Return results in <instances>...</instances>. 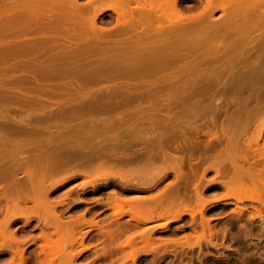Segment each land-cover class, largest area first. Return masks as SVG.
Here are the masks:
<instances>
[{"label": "rangeland", "instance_id": "obj_1", "mask_svg": "<svg viewBox=\"0 0 264 264\" xmlns=\"http://www.w3.org/2000/svg\"><path fill=\"white\" fill-rule=\"evenodd\" d=\"M167 1L0 0V264H264V185L256 179L257 173L258 178L261 172L264 173V158L258 155L264 151V110L261 108L264 107V0H214L211 20L206 16L210 20L208 23H198L202 27L209 24L207 28L210 29L197 28L198 33L196 29V34H190L194 36L192 39L190 35H182L181 41H184L181 44L176 42L178 37L176 40L170 39L173 36H169L170 32L167 31L171 30L168 29L196 25L198 21L188 23L187 17L200 14L206 2L178 1L179 9L182 10L179 15H184L188 23L185 24V19H180L178 14L170 11L168 3L171 0ZM222 4L225 8L220 7ZM119 10L128 11L120 16ZM8 13L11 14L8 16ZM96 14L95 23H92V17ZM170 20L177 23L168 24ZM159 24L162 25L160 29ZM158 31L161 35L157 34ZM163 34L164 37L168 34L169 38L166 35L167 40L163 41V37L161 43L164 42V45H161L159 40ZM200 39L199 46L204 45L199 47L201 49L195 43H200ZM185 40L186 44L195 47L197 44V48L193 45L187 48ZM82 42H85L84 45ZM208 46L216 48L211 52ZM16 49L23 53H16ZM144 49H148L147 52ZM187 49H192L188 51L192 54L185 51ZM203 49H209L211 54ZM100 94H104L103 99ZM114 102L115 108L112 105ZM253 111L258 113L252 115L255 114ZM236 128L239 131L237 134ZM229 131L231 134L235 131L234 137ZM254 135L259 136L256 138ZM230 136L233 141L229 140L232 139ZM253 137L261 139L255 144L257 150L255 145L250 148L246 143L252 141ZM232 143L235 145L232 146ZM231 149H234L233 153ZM255 150L256 153L253 152ZM246 155H251L250 161L244 157ZM233 164L242 165V169L248 171L255 169L257 173H252L258 185H248L251 179L247 178L249 190L236 185L230 187V191L237 193V196L231 194L221 183L228 181L235 172L236 166L233 167ZM83 165L94 168L90 176L77 175ZM215 168H220L224 176L217 175ZM223 169L227 172L226 176ZM174 170H181L180 180L175 178ZM35 186H40L44 203L54 204L55 211L42 207L44 205L40 198L33 194ZM173 191H179L177 198L181 202L171 210L162 209L166 204V195L175 194ZM116 195L131 201L130 205L140 203L138 205L143 214L136 215L137 208L128 211L132 207L125 206L127 208L121 210L122 215L117 217L120 210L109 205L114 202ZM158 195L165 196L162 200L164 204L156 207L155 198H159ZM16 201L21 211L13 205ZM55 214L62 216L64 225L78 223V218L84 217L85 220L96 221L102 227L99 229L85 225L79 232L72 233L68 229L67 234L65 231L55 232L54 228L47 225ZM180 214L182 216L175 219Z\"/></svg>", "mask_w": 264, "mask_h": 264}, {"label": "bare ground", "instance_id": "obj_2", "mask_svg": "<svg viewBox=\"0 0 264 264\" xmlns=\"http://www.w3.org/2000/svg\"><path fill=\"white\" fill-rule=\"evenodd\" d=\"M168 1H169V0H168ZM168 1H167V3H168ZM171 1H172V2H171ZM171 1H170L171 3H170V2L168 3V6H169L170 9H171L170 11L172 12V10H173L175 14H178V15H179L180 12L182 11V10L179 9V6H178V5H179V4H178V1H179V0H171ZM202 1H203V0H202ZM204 1L206 2V4H205V6L203 7V9L201 10L202 12L200 11V14H198V15L196 14L197 16H196V15H193V16H196V17H193V16L191 17V15H190V18H189V16L187 17V18L189 19V20H187V22L190 21V23H191V22H192V23H195V22L198 21L197 23H195L196 25H194V26L191 27V25L189 24L190 26H189L188 28L185 27V26H184V28H183V27H182L183 25H182L181 27H180V25H179V27H180V28L178 27L179 29H177V28H175L174 30H172V29H168V30H171V31H167V30H166L167 32H170V33H168V34H170V35H169L170 37H172V36L175 37V38L172 37V38H170V39H175V40H176V38L178 37L179 39L177 38L178 41H176V42H180V44H181V43H183V41H184V40L181 41L182 38H183L182 35L188 37V36H189L191 33H193L197 28L199 29V27H200V29H202V28L204 29L205 27L207 28V27L209 26V24H208V26H206V25L204 26V25H203L204 27H202V26H200V25L203 23V21H205V23H208V22L211 20V18H212L211 16H212L213 11H214V8H213V7L215 6V2H214V0H204ZM221 1H222V0H221ZM227 1H229V0H227ZM233 1H234V0H233ZM256 1H257V0H256ZM163 2H164V1H163ZM216 2H217V0H216ZM224 2H225V0H224ZM235 2H236V1H235ZM235 2H234V3H235ZM247 2H248V1H247ZM258 2H259V0H258ZM151 3H152V2H150V4H151ZM165 3H166V2H165ZM165 3H164V5H165ZM222 3H223V2H222ZM230 3H231V2H230ZM237 3H238V2H237ZM245 3H246V2H245ZM171 4H172V5H171ZM216 4H217V3H216ZM256 4H257V3H256ZM1 5H2V4H1ZM148 5H149V3H148ZM151 5H152V4H151ZM161 5H162V4H161ZM227 5H228V4H227ZM227 5H226V6H227ZM230 5H231V4H230ZM138 6H139V5H138ZM142 6L145 7V5H141L140 7H142ZM146 6H147V5H146ZM153 6H154V5H153ZM162 6H163V5H162ZM4 7H5V6H4ZM13 7H14V6H13ZM144 7H143V8H144ZM154 7H155V6H154ZM154 7H152V9H154ZM216 7H217V6H216ZM216 7H215V8H216ZM220 7L225 8V6H224L223 4H222V6L220 5ZM229 7H230V6H229ZM229 7H228V8H229ZM11 8H12V7H11ZM145 8H146V7H145ZM148 8H149V7H148ZM155 8H156V7H155ZM157 8H158V7H157ZM162 8H164V7H162ZM2 9H3V8H2ZM7 9H8V8H7ZM15 9H16V8H15ZM0 10H1V9H0ZM9 10H10V9H9ZM129 10H130V9H129ZM154 10H155V9H154ZM160 10H161V9H160ZM165 10H166V8H165ZM165 10H164V12H166ZM226 10H227V9H225V11H226ZM245 10H246V9H245ZM5 11H6V7H5ZM23 11H24V10H23ZM119 11H121V10H119ZM127 11H128V10H127ZM127 11L125 12V10H124V11L122 10L120 13H118V15H120V16H121V15H125V13L127 14ZM0 12H1V11H0ZM10 12H11V11H10ZM15 12H16V11H15ZM152 12H153V11H152ZM160 12H161V11H160ZM160 12H159V14H160ZM164 12H162V13H164ZM157 13H158V12H157ZM157 13H156V15H157ZM172 13H173V12H172ZM9 14H11V13H8L7 15L9 16ZM129 14H130V13H129ZM233 14H234V12H233ZM154 15H155V13H154ZM156 15H155V16H156ZM162 15H164V14H162ZM178 15H177V17H180V19H182V18L185 19L184 22H186V18H185L184 15H183L182 17H181L182 14L179 15V16H178ZM147 16H148V14H147ZM159 16H161V14H160ZM206 16H208L207 19H210V20H207V19L205 18ZM96 17H97V14L94 15V17H92V23H95ZM157 17H158V15H157ZM175 17H176V16H175ZM229 17H230V16H229ZM232 17H233V16H232ZM0 18H1V17H0ZM14 18H15V17H14ZM22 18H23V17H22ZM124 18H125V17H124ZM158 18H159V17H158ZM161 18H162V17H161ZM15 19H16V18H15ZM90 19H91V18H90ZM129 19H131V18L129 17ZM183 19H182V20H183ZM227 19H229L228 16H227ZM8 20L10 21V19H8ZM173 20H175V19H173ZM176 20H177V19H176ZM178 20H179V18H178ZM213 20H214V19H213ZM20 21H21V20H20ZM125 21H127V19H126ZM179 21H181V20H179ZM207 21H208V22H207ZM24 22H25V21H24ZM170 22H171V23H168V24H173L172 22H175V21L170 20ZM187 22H186L185 24H188V23H189V22H188V23H187ZM201 22H202V23H201ZM5 23H6V22H5ZM175 23H177V22H175ZM198 23H201V24L198 25ZM205 23H204V24H205ZM23 24H25V23H23ZM90 24H91V23H90ZM183 24H184V23H183ZM185 24H184V25H185ZM120 25H122V24L120 23ZM160 25H161V24H159V29H160V27L162 26V25H161V26H160ZM166 25H167V24H166ZM175 25H176V24H175ZM177 25H178V24H177ZM210 25H211V24H210ZM6 26H7V24H6ZM12 26H13V25H12ZM12 26H11V27H12ZM79 26H80V25H79ZM87 26H88V25H87ZM90 26H91V25H90ZM96 26H97V25H96ZM122 26H123V25H122ZM214 26H215V25H214ZM226 26H227V25H226ZM1 27H2V26H1ZM1 27H0V28H1ZM4 27H5V25H4ZM8 27H9V26H8ZM11 27H10V28H11ZM15 27H16V26H15ZM92 27H93V25H92ZM97 27H99V26H97ZM117 27H119V26H117ZM171 27H173V26H171ZM209 27H210V26H209ZM218 27H219V25H218ZM5 28H7V27H5ZM29 28H30V27H29ZM51 28H52V27H51ZM122 28H123V27H122ZM124 28H126V27H124ZM155 28H156V27H155ZM157 28H158V27H157ZM167 28H168V26H167ZM169 28H170V26H169ZM206 28H205V30H206ZM211 28H212V26H211ZM214 28H215V27H214ZM222 28H223V26H222ZM228 28H229V26H228ZM7 29H8V28H7ZM13 29H14V28H13ZM25 29H26V27H25ZM92 29H93V28H92ZM128 29H129V28H128ZM161 29H162V28H161ZM198 29L196 30L197 33L199 32ZM207 29H210V28H207ZM87 30H88V29H87ZM139 30H141V29H139ZM142 30H143V29H142ZM157 30H158V29H157ZM214 30H215V29H214ZM78 31H79V30H78ZM82 31H83V30H82ZM93 31H94V30H93ZM155 31H156V30H155ZM209 31H210V30H209ZM23 32H24V31H23ZM152 32H153V30H152ZM159 32H160V31H158L157 34H160V35H161V33H159ZM0 33H1V32H0ZM3 33H4V32H3ZM80 33H81V31H80ZM88 33H91V32H88ZM93 33H94V32H93ZM118 33H120V32H118ZM124 33H125V32H124ZM147 33H148V32L146 31V34H147ZM163 33H164V32H163ZM194 33L196 34V32H194ZM207 33H208V32H207ZM213 33H214V31H213ZM16 34H17V32H16ZM81 34H82V33H81ZM81 34H80V35H81ZM83 34H84V32H83ZM140 34H143V33H140ZM146 34H144V35H146ZM164 34H165V33H164ZM164 34H163V36H161L162 39H160V40L155 38L157 41H158V40L160 41V44H161V45H164V42H162L163 44L161 43V40H163ZM168 34H166V35H167V39L169 38V37H168ZM171 34H172V35H171ZM173 34H174V35H173ZM201 34H202V33H201ZM88 35H89V34H88ZM101 35H102V34H101ZM123 35H124V34H123ZM129 35H130V34H129ZM149 35H150V34H149ZM154 35H155V33H154ZM166 35H165L163 41H166V40H167V39H166ZM193 35H194V34H193ZM210 35H212V34H210ZM91 36H92V33H91ZM133 36H134V35H133ZM146 36H147V35H146ZM157 36L159 37V35H157ZM179 36H180L181 38H180ZM190 36H191V35H190ZM190 36H189V37H190ZM200 36H201V35H200ZM46 37H47V36H46ZM70 37H71V36H70ZM121 37H122V36H121ZM124 37H125V35H124ZM131 37H132V36H131ZM149 37H150V36H149ZM193 37H194V36H193ZM193 37L191 36V39H192ZM197 37H198V36H197ZM205 37H206V36H205ZM207 37H208V35H207ZM213 37H216V36H213ZM82 38H83V37H82ZM136 38H137V37H136ZM144 38H145V37H144ZM151 38H152V37H151ZM84 39H85V38H84ZM87 39H88V38H87ZM122 39H123V38H122ZM125 39H126V38H125ZM129 39H130V38H129ZM133 39H134V38H133ZM165 39H166V40H165ZM184 39H185V37H184ZM186 39H188V41H189V38H186ZM191 39H190V40H191ZM197 39H198V38H197ZM217 39H218V38H217ZM130 40H131V39H130ZM156 40H155V42H156ZM205 40H206V39H205ZM207 40H208V39H207ZM211 40H212V39H211ZM108 41H109V40H108ZM172 41H174V40H172ZM192 41H193V40H191V43L194 42V41H193V42H192ZM199 41H200V43H198V42H196V41H195V43L198 44V48H199V47L202 48V45H203V44H202L201 46H199V45L201 44V39H200ZM17 42H18V41H17ZM101 42H102V41H101ZM115 42H116V41H115ZM151 42H152V41H151ZM170 42H171V41H170ZM186 42H187V40H185V43H184V44H186ZM189 42H190V41H189ZM208 42H209V41H207V42L205 41V43H208ZM212 42H217V41H212ZM219 42H220V41H219ZM18 43H19V42H18ZM82 43H83V42H82ZM82 43H81V44H82ZM84 43H85V42H84ZM84 43H83V45H84ZM87 43H89V41H88ZM87 43H86V44H87ZM143 43H144V42H143ZM157 43H158V42H157ZM191 43H190V44H191ZM202 43H204V42H202ZM205 43H204V44H205ZM217 43H218V42H217ZM235 43H236V42H235ZM235 43H234V44H235ZM16 44H17V43H16ZM95 44H96V43H95ZM147 44H148V43H147ZM153 44H154V43H153ZM155 44H156V43H155ZM155 44H154V45H155ZM158 44H159V43H158ZM166 44H167V43L165 42V45H166ZM168 44H170L169 41H168ZM173 44H174V42L172 43V45H173ZM178 44H179V43H178ZM193 44H194V43H193ZM193 44L189 45V43H187V44H186V45L188 46L187 48H189V46H190V48H191V46H192ZM197 44H196V47H195L194 45H193L192 47L197 48ZM236 44H237V43H236ZM18 45H20V44H18ZM87 45H88V44H87ZM116 45H117V44H116ZM141 45H143V44H141ZM170 45H171V44H170ZM170 45H169V46H170ZM174 45H175V44H174ZM174 45H173V46H174ZM186 45H185V46H186ZM205 45H206V44H205ZM208 45H209V44H208ZM210 45H211V44H210ZM215 45H216V44H215ZM51 46H53V45H51ZM110 46H111V45H110ZM113 46H114V44H113ZM130 46H131V45H130ZM155 46H156V45H155ZM155 46H154V48H155ZM158 46H160V45H158ZM167 46H168V45H167ZM175 46H176V45H175ZM175 46H174V47H175ZM180 46H181V45H180ZM203 46H204V45H203ZM211 46H212V45H211ZM235 46H236V45H235ZM12 47H14V46H12ZM116 47H118V46H116ZM170 47H171V46H170ZM205 47H206V46H205ZM208 47H209V46H208ZM90 48H91V47H90ZM126 48H127V47H126ZM165 48H166V47H165ZM185 48H186V47H185ZM201 48H199V49H201ZM209 48H210V47H209ZM215 48H216V47H214V49H215ZM217 48H219V47H217ZM13 49H14V48H13ZM27 49H28V48H27ZM152 49H153V48H152ZM159 49H160V48H159ZM159 49H158V50H159ZM178 49H179V48H177L176 50H177V51H180V50H178ZM212 49H213V47H212ZM212 49L210 48L211 52H213V50H214V49H213V50H212ZM29 50H30V49H29ZM144 50H145V49H144ZM147 50H148V49H147ZM147 50H145V51L147 52ZM158 50H157V51H158ZM173 50H174V49H173ZM191 50H192V49H187V50H185V51L188 52V51H191ZM193 50H195V49L193 48ZM205 50H206V49H205ZM205 50L203 49V51H205ZM207 50L209 51V49H207ZM16 51H17V49H16ZM22 51H24V50H22ZM53 51H54V50H53ZM55 51H56V48H55ZM116 51H117V50H116ZM124 51H125V50H124ZM137 51H138V50H137ZM169 51H170V50H169ZM169 51H168V52H169ZM181 51H182V50H181ZM208 51H205V52H208ZM30 52H31V51H29V53H30ZM85 52H86V51H85ZM170 52H171V51H170ZM16 53H19V52L17 51ZM16 53H15V54H16ZM21 53H23V52H21V50H20V53H19V54H21ZM107 53H108V52H107ZM115 53H116V52H115ZM126 53H127V51H126ZM130 53H131V52H130ZM158 53H159V52H158ZM161 53H163V52H162V49H161ZM174 53H175V51H174ZM188 53L190 54L191 52H188ZM199 53H200V52H199ZM208 53H209V52H208ZM208 53H207V54H208ZM9 54H10V53H9ZM12 54H13V53H12ZM15 54H14V56H15ZM99 54H100V53H99ZM102 54H103V53H102ZM117 54H118V53H117ZM171 54H172V53H171ZM171 54H170V56H171ZM191 54H192V53H191ZM201 54H202V53H201ZM209 54H211V53H209ZM53 55H54V54H53ZM123 55H124V54H123ZM127 55H128V54H127ZM179 55H180V54H179ZM194 55H195V54H194ZM205 55H206V54H204V56H205ZM113 56H114V55H113ZM133 56H134V55H133ZM145 56H146V55H145ZM157 56H158V55H157ZM160 56H162V55L160 54ZM167 56H168V55H167ZM174 56H176V55H174ZM195 56H196V55H195ZM199 56H201V55H199ZM204 56H203V57H204ZM207 56H208V55H207ZM212 56H213V55H212ZM214 56H215V55H214ZM116 57H117V56H116ZM164 57H165V56H164ZM185 57H186V56H185ZM196 57H197V56H196ZM196 57H195V59H198V58H196ZM219 57L222 58V56H219ZM53 58H54V57H53ZM124 58H125V57H124ZM157 58H158V57H157ZM160 58H161V57H160ZM172 58H173V57H172ZM183 58H184V57H183ZM189 58H190V57H189ZM204 58H205V57H204ZM215 58H216V56H215ZM109 59H110V58H109ZM112 59H113V58H112ZM177 59H178V58H177ZM181 59H182V58H181ZM207 59H208V58H207ZM131 60H132V59H131ZM173 60H174V58H173ZM173 60H172V62H173ZM202 60H203V59H202ZM222 60H223V59H222ZM229 60H230V59H229ZM244 60H245V59H244ZM112 61H113V60H112ZM119 61H120V59H119ZM178 61H179V60H178ZM193 61H194V59H193ZM240 61H241V60H240ZM103 62H104V61H103ZM121 62H122V61H121ZM129 62H130V61L128 60V63H129ZM174 62H176V61L174 60ZM180 62H181V61H180ZM189 62H190V61H189ZM211 62H212V61H211ZM211 62H210V63H211ZM221 62H222V61H221ZM221 62H220V63H221ZM242 62H243V61H242ZM242 62H241V63H242ZM254 62H255V61H254ZM104 63H105V62H104ZM118 63H119V62H118ZM132 63H134V62L132 61ZM170 63H171V62H170ZM176 63H177V62H176ZM183 63H184V62H183ZM212 63H213V62H212ZM225 63H227V62H225ZM22 64H23V63H22ZM98 64H99V63H98ZM105 64H106V63H105ZM113 64H114V63H113ZM124 64H125V63H124ZM142 64H144V63L142 62ZM145 64H146V63H145ZM151 64H152V63H151ZM155 64H156V63H155ZM163 64H164V63H163ZM174 64H175V63H174ZM222 64H223V63H222ZM25 65H26V64H25ZM33 65H35V64H33ZM37 65H38V64H37ZM42 65H43V64H42ZM107 65H108V62H107ZM110 65H112V64H110ZM110 65H109V66H110ZM129 65H130V64H129ZM139 65H141V64H139ZM192 65H193V64H192ZM210 65H211V64H210ZM232 65H233V64H232ZM259 65H260V64H259ZM38 66H40V65H38ZM127 66H128V65H127ZM163 66H164V65H163ZM186 66H187V65H186ZM236 66H237V65H236ZM97 67H98V66H97ZM144 67H145V66H144ZM161 67H162V66H161ZM183 67H184V66H183ZM197 67H198V66H197ZM218 67H219V65H218ZM228 67H229V65H228ZM262 67H263V66H262ZM38 68H39V67H38ZM45 68H46V67H45ZM110 68H111V67H110ZM113 68H114V67H113ZM117 68H118V67H117ZM128 68H129V67H128ZM158 68H159V67H158ZM169 68H170V67H169ZM178 68H179V67H178ZM225 68H226V67H225ZM263 68H264V67H263ZM134 69H135V68H134ZM140 69L142 70V67H141ZM143 69H144V68H143ZM151 69H152V68H151ZM235 69H236V67H235ZM242 69H243V68H242ZM38 70H39V69H38ZM106 70H107V69H106ZM126 70H127V69H126ZM156 70H158V69H156ZM160 70H161V69H160ZM184 70H185V69H184ZM41 71H42V70H41ZM95 71H97V70H95ZM99 71H100V70H99ZM150 71H151V70H150ZM187 71H188V69H187ZM198 71H199V70H198ZM213 71H214V70H213ZM255 71H256V70H255ZM105 72H107V71H105ZM110 72H111V71H110ZM114 72H115V71H114ZM181 72H182V71H181ZM183 72H184V71H183ZM196 72H197V70H196ZM201 72H202V71H201ZM214 72H215V71H214ZM214 72H213V73H214ZM241 72H242V71H241ZM257 72H258V71H257ZM112 73H113V72H112ZM132 73H133V72H132ZM193 73H194V72H193ZM242 73H243V72H242ZM247 73H248V72H247ZM251 73H252V71H251ZM262 73H263V72H262ZM50 74H51V73H50ZM89 74H90V73H89ZM98 74H99V72H98ZM98 74H97V76H98ZM207 74H208V73H207ZM233 74H234V73H233ZM236 74H237V73H236ZM53 75H54V74H53ZM58 75H59V74H58ZM58 75H57V76H58ZM85 75H86V74H85ZM130 75H131V74H130ZM144 75H146V74H144ZM150 75H151V74H150ZM183 75H184V74H183ZM185 75H186V74H185ZM195 75H196V74H195ZM210 75H211V74H210ZM216 75H217V74H216ZM243 75H244V74H243ZM243 75H242V76H243ZM37 76H38V75H37ZM39 76H40V74H39ZM43 76H44V75H43ZM48 76H49V75H48ZM55 76H56V75H55ZM180 76H182V75H180ZM197 76H198V74H197ZM212 76H213V74H212ZM217 76H218V75H217ZM244 76H246V75H244ZM260 76H262V75L260 74ZM89 77H90V76H89ZM106 77H107V76H106ZM128 77H129V76H128ZM139 77H140V76H139ZM236 77H237V76H236ZM33 78H34V77H33ZM68 78H69V77H68ZM130 78H131V77H130ZM132 78H133V77H132ZM201 78H202V81H203V77H201ZM218 78H219V77H218ZM234 78H235V77H234ZM234 78H233V79H234ZM256 78H257V77H256ZM31 79H32V78H31ZM35 79H36V78H35ZM102 79H103V78H102ZM194 79H195V78H194ZM197 79H198V77H197ZM199 79H200V77H199ZM204 79H205V78H204ZM206 79H207V77H206ZM216 79H217V78H216ZM229 79H230V78H229ZM236 79H237V78H236ZM75 80H76V79H75ZM96 80H97V79H96ZM96 80H94V81H96ZM150 80H151V79H150ZM200 80H201V79H200ZM230 80H231V79H230ZM251 80H252V79H251ZM253 80H254V79H253ZM256 80H257V79H256ZM256 80H255V81H256ZM260 80H261V79H260ZM17 81H18V80H17ZM27 81H29V80H27ZM84 81H85V79H84ZM156 81H157V80H156ZM158 81H159V80H158ZM161 81H162V80H161ZM184 81H186V79H185ZM208 81H210V79H209ZM225 81H226V80H225ZM231 81H232V80H231ZM255 81H254V82H255ZM262 81H263V80H262ZM25 82H26V81H25ZM76 82H77V81H76ZM162 82H163V81H162ZM190 82H191V81H190ZM229 82H230V81H229ZM229 82H228V83H229ZM237 82H238V81H237ZM254 82H253V84H254ZM256 82H257V81H256ZM256 82H255V85H256ZM258 82H259V81H258ZM81 83H83V82L81 81ZM150 83H151V82H150ZM153 83H154V82H153ZM213 83H214V82H213ZM248 83H249V82H248ZM194 84H195V82H194ZM198 84H199V83H198ZM209 84H210V83H209ZM239 84H240V83H239ZM73 85H74V84H73ZM76 85H77V84H76ZM79 85H80V84H79ZM81 85H83V84H81ZM148 85H149V84H148ZM186 85H187V84H186ZM189 85H190V84H189ZM255 85H254V86H255ZM202 86H203V84H202ZM214 86H216V84H215ZM191 87H192V85H191ZM200 87H201V86H200ZM244 87H245V86H244ZM252 87H253V86H252ZM75 88H76V87H75ZM143 88H144V87H143ZM187 88H188V87H187ZM238 88H239V87H238ZM141 89H142V88H141ZM170 89H171V88H170ZM175 89H176V88H175ZM197 89H198V88H197ZM209 89H210V87H209ZM211 89H213V88L211 87ZM211 89H210V90H211ZM244 89H245V88H244ZM252 89H254V88H252ZM69 90H70V89H69ZM74 90H75V89H74ZM155 90H157V89H155ZM191 90H192V89H191ZM191 90H190V91H191ZM205 90H206V89H205ZM217 90H218V89H217ZM245 90H246V89H245ZM249 90H251V89H249ZM257 90H258V89H257ZM61 91H62V90H61ZM72 91H73V90H72ZM79 91H80V90H79ZM150 91H152V90H150ZM177 91H178V90H177ZM187 91H189V90H187ZM238 91H239V90H238ZM194 92H195V91H194ZM256 92H257V91H256ZM261 92H262V91H261ZM101 93H102V92H101ZM148 93H149V92H147V94H148ZM151 93H152V92H151ZM177 93H178V92H177ZM179 93H180V92H179ZM203 93H204V91H203ZM208 93H209V92H208ZM208 93H207V94H208ZM242 93H243V92H242ZM254 93H255V92H254ZM254 93H253V94H254ZM258 93H259V92H258ZM263 93H264V92H263ZM143 94H144V93H143ZM181 94H182V93H181ZM89 95H90V94H89ZM89 95H88V96H89ZM118 95H119V94H118ZM118 95H116V96H118ZM148 95H149V94H148ZM153 95H154V94H153ZM191 95H192V94H191ZM191 95H190V96H191ZM201 95H202V94H201ZM254 95H255V94H254ZM254 95H253V97H254ZM100 96H101V94H100ZM102 96L104 97V94H103ZM102 96H101V98H102ZM141 96H143V95H141ZM145 96L147 97L146 94H145ZM194 96H195V95H194V93H193V97H194ZM196 96H198V94H197ZM240 96H241V95H240ZM247 96H248V95H247ZM249 96H250V95H249ZM82 97H84V96H82ZM89 97H90V96H89ZM105 97H108V96L105 94ZM139 97H140V96H139ZM150 97H151V96H150ZM150 97H149V98H150ZM191 97H192V96H191ZM193 97H192V98H193ZM210 97H211V96H210ZM210 97H209V98H210ZM241 97L243 98V96H241ZM256 97H257V96H256ZM84 98H85V97H84ZM95 98H96V97H95ZM101 98H100L99 100L102 101L103 98H102V99H101ZM110 98H112V96H110ZM119 98H120V97H119ZM142 98H143V97H142ZM147 98H148V97H147ZM176 98H178V97H176ZM186 98H187V96H186ZM192 98H191V99H192ZM238 98H239V96H238ZM246 98H247V97H246ZM249 98H250V97H249ZM263 98H264V97H263ZM97 99H98V98H97ZM105 99H107V98H105ZM180 99H182V98H180ZM243 99H244V98H243ZM259 99H260V97H259ZM89 100L92 101L91 99H89ZM107 100H108V99H107ZM113 100H114V99H113ZM113 100H109V101L112 102ZM189 100H190V98H189ZM245 100H246V99H245ZM252 100L254 101L253 98H252ZM262 100H263V99H262ZM97 101H98V100H97ZM119 101H121V99H120ZM185 101H186V100H185ZM187 101H188V98H187ZM234 101H235V100H234ZM237 101H238V100H237ZM241 102H242V101H241ZM244 102H246V101H244ZM258 102H259V101H258ZM98 103H99V102H97V104H98ZM100 103H101V102H100ZM114 103H115V102H114ZM104 104H105V103H104ZM104 104H103V105H104ZM111 104H112V103H110V106H111ZM239 104H241V103H239ZM92 105H93V103H92ZM105 105H106V104H105ZM112 105H113V107H114V105H116V103H115V104H112ZM261 105H262V104H261ZM96 106H98V105H96ZM101 106H102V105H101ZM108 106H109V105H108ZM194 106H195V105H194ZM247 106H249V104H248ZM94 107H95V105H94ZM103 107H104V106H103ZM113 107H112V108H113ZM196 107H197V106H196ZM244 107L246 108V106H244ZM250 107H252V106H250ZM98 108H99V106H98ZM101 108H102V107H101ZM110 108H111V107H110ZM114 108H115V107H114ZM218 108H219V107H218ZM254 108H256V106H255ZM261 108H263V110H264V107H261ZM105 109H106V108H105ZM108 109H109V108H108ZM212 109H213V108H212ZM258 109H259V108H258ZM249 110H250V109H249ZM249 110H248V111H249ZM255 110H256V109H255ZM255 110H254V111H255ZM260 110H262V109H260ZM106 111H107V109H106ZM245 111H246V109H245ZM245 111H243V112H245ZM254 111H253V112H254ZM246 112H247V111H246ZM256 112H257V111H256ZM256 112H254L255 114H252V115H256ZM227 113H228V112H227ZM251 113H252V112H251ZM257 113H258V112H257ZM237 114H238V112H237ZM247 114H248V113H247ZM244 115H245V113H244ZM242 116H243V115H242ZM257 116H258V115H257ZM257 116H256V117H257ZM237 117H238V116H237ZM253 117H254V116H253ZM256 117H255V118H256ZM229 119H230V118H229ZM235 119H236V118H235ZM251 119H252V118H251ZM243 120H244V119H243ZM263 120H264V119H263ZM263 120H261L260 122H262ZM232 121H233V120H232ZM236 121H237V120H236ZM253 121H254V120H253ZM253 121H251L250 124H251ZM245 122H246V121H245ZM248 122H249V121H248ZM248 122H247V123H248ZM226 123H228V122H226ZM242 123H244V122H241V124H242ZM241 124H240V125L238 124L239 127H241ZM245 124H246V123H245ZM248 124H249V123H248ZM255 124L257 125V123H255ZM263 124H264V123H263ZM235 125H236V124H235ZM246 125H247V124H246ZM246 125H245V127H246ZM259 125H260V124H259ZM251 126H252V125H251ZM260 127H262V125H261ZM228 128H229V126H228ZM247 128H249V127H247ZM257 128H259V127H257ZM257 128H256L255 130H257ZM263 128H264V127H263ZM222 129H223V126H222ZM224 129H226V126L224 127ZM231 129H233V128H231ZM236 129H237V128H236ZM236 129H235V130H236ZM242 129H243V128H242ZM242 129H241V131H246V130H242ZM261 129H262V128H261ZM225 131H226V130H225ZM227 131H228V130H227ZM230 131H232V130H230ZM230 131H229V132H230ZM237 131H238V129H237ZM241 131H240V132H241ZM248 131H249V130H248ZM260 131H261V130H260ZM229 132H226V133L229 134ZM222 133H223V132H222ZM237 133H239V131L236 132V134H237ZM245 133H246V132H245ZM245 133H243V135H244ZM259 133H260V132H258V134H259ZM230 134H231V132H230ZM234 134H235V131H234ZM234 134H231V136L233 135V137H234ZM240 134H241V133H240ZM254 134H255V133H254ZM218 135H220V134H218ZM225 135H226V134H225ZM210 136H211V135H210ZM231 136H230V137H231ZM239 136H240V138H241V135H239ZM252 136H253V135H252ZM252 136H251V137H252ZM256 136H257V135H256ZM256 136L254 135V137H256ZM258 136H259V135H258ZM258 136H257V137H258ZM216 137H217V136H216ZM220 137H221V135H220ZM230 137H229V138H230ZM233 137H231L232 139H229V140H232V141H233ZM235 137H236V139L239 138V137H237V136H235ZM244 137H246V136H244ZM254 137H253L252 141H251V140H248L249 138L247 139L248 141H247L246 143H248V145L250 146V148H252L253 145H255V144L257 145V144H258V143H257V140L260 139V138H259V139L256 140L257 137H256V138H254ZM168 138H169V137H168ZM170 138H171V137H170ZM172 138H174V137H172ZM226 138H227V136H226ZM161 139H162V138H161ZM166 139H167V138H166ZM212 139H213V138H212ZM219 139H220V138H219ZM234 139H235V138H234ZM244 139H245V138H244ZM250 139H251V138H250ZM156 140H157V139H156ZM224 140H225V139H224ZM260 140H261V139H260ZM106 141H107V140H106ZM109 141H110V139H109ZM117 141H118V140H117ZM119 141H120V140H119ZM167 141H168V140H167ZM218 141H219V140H218ZM220 141H221V140H220ZM226 141H227V140H226ZM241 141H242V140H241ZM78 142H79V141H78ZM101 142H102V141H101ZM101 142H99V143H101ZM162 142H163V141H162ZM165 142H166V141H165ZM222 142H223V141H222ZM236 142H237V141H235L234 143L236 144ZM37 143H38V142H37ZM80 143H81V142H80ZM99 143H97V144H99ZM109 143H110V142H109ZM113 143H114V142H113ZM169 143H170V142H169ZM178 143H179V142H178ZM226 143H227V142H226ZM38 144H39V143H38ZM83 144H84V143H83ZM88 144H89V143H88ZM103 144H104V142H103ZM115 144H116V143H115ZM155 144H156V143H155ZM161 144H162V143H161ZM229 144H230V143H229ZM235 144H234V145H235ZM237 144H238V142H237ZM237 144H236V145H237ZM239 144H240V143H239ZM263 144H264V142H263ZM33 145H34V144H33ZM68 145H70V144H68ZM85 145H86V144H85ZM94 145H95V144H94ZM108 145H109V144H108ZM113 145H114V144H113ZM167 145H168V144H167ZM167 145H166V146H167ZM219 145H220V143H219ZM226 145H227V144H226ZM231 145L234 146L233 143H232ZM241 145H242V144H241ZM244 145H245V144H244ZM256 145L254 146L255 148H256ZM72 146H73V145H72ZM80 146H81V145H80ZM91 146H92V145H91ZM91 146H89V147H91ZM97 146H98V145H97ZM99 146H100V145H99ZM110 146H111V144H110ZM41 147H42V146H41ZM73 147H74V146H73ZM83 147H84V146H83ZM86 147L88 148V146H86ZM92 147H94V146H92ZM112 147H113V146H112ZM172 147H173V146H172ZM223 147H224V146H223ZM230 147H231V146H230ZM237 147H238V145H237ZM260 147H261V146H260ZM260 147H259V148H260ZM31 148H32V147H31ZM71 148H72V147H71ZM76 148H78V146H77ZM79 148H80V147H79ZM155 148H156V147H155ZM169 148H170V147H169ZM192 148H193V147H192ZM224 148H225V147H224ZM227 148H228V147H227ZM231 148H232V147H231ZM234 148H235V147H234ZM238 148H239V147H238ZM238 148H237V149H238ZM250 148H248V149H250ZM104 149H105V148H104ZM106 149H108V148H106ZM109 149H110V148H109ZM190 149H191V148H190ZM239 149H240V148H239ZM241 149H242V148H241ZM261 149H263V148H261ZM261 149H260V151H261ZM60 150H61V149H60ZM69 150H73V149H69ZM94 150H95V149H94ZM194 150H195V148H194ZM219 150H220V149H219ZM219 150H218V151H219ZM226 150H227V149H226ZM231 150H232V149H231ZM233 150H234V149H233ZM233 150H232V153H233ZM251 150H252V149H251ZM256 150H257V148H256ZM256 150L253 151V152L256 153ZM258 150H259V149H258ZM63 151H64V150H63ZM79 151H80V149H79ZM82 151H83V150H82ZM87 151H88V150H87ZM92 151H93V150H92ZM103 151H104V150H103ZM227 151H228V150H227ZM239 151H240V150H239ZM34 152H35V151H34ZM39 152H40V151H39ZM41 152H42V151H41ZM53 152H54V151H53ZM71 152H72V151H71ZM74 152H75V151H74ZM77 152H78V151H77ZM106 152H107V151H106ZM223 152H224V151H223ZM235 152H236V151H235ZM248 152H249V151H248ZM257 152L259 153V151H257ZM35 153H36V152H35ZM55 153H56V152H55ZM59 153H60V152H59ZM69 153H70V152H69ZM72 153H73V152H72ZM75 153H76V152H75ZM88 153H89V152H88ZM88 153H87V155H88ZM98 153H99V152H98ZM110 153H112V152H110ZM115 153H116V152H115ZM156 153H157V152H156ZM159 153H160V152H159ZM159 153H157V154H159ZM227 153H228V152H227ZM229 153H230V152H229ZM242 153H243V152H242ZM242 153H241V154H242ZM258 153H257V154H258ZM61 154H62V153H61ZM78 154H79V153H78ZM99 154H100V153H99ZM154 154H155V153H154ZM218 154H219V153H218ZM221 154H222V153H221ZM230 154H231V153H230ZM249 154H250V153H249ZM253 154H254V153H253ZM257 154H256V155H257ZM52 155H53V154H52ZM58 155H59V154H57V156H58ZM62 155H64V154H62ZM75 155H76V154H75ZM79 155H81V154H79ZM90 155H91V154H90ZM162 155H163V154H162ZM172 155H173V154H172ZM247 155H248V154H247ZM247 155L244 156V157H246L247 159H249V157H250L251 155L248 156V157H247ZM254 155H255V154H254ZM258 155H259V157L261 156L262 158H264V151L261 152V155H260V153H259ZM53 156H54V155H53ZM77 156H78V155H77ZM110 156H111V155H110ZM159 156H160V155H159ZM218 156H219V155H218ZM230 156L234 158L233 155H230ZM235 156H238V155H235ZM29 157H30V156H29ZM60 157H61V156H60ZM74 157H75V156H74ZM74 157H73V158H74ZM89 157H90V156H89ZM104 157H105V156H104ZM115 157H116V156H115ZM163 157H164V156H163ZM227 157H228V156H227ZM75 158H76V157H75ZM78 158H80V156H78ZM78 158H77V160H78ZM92 158H93V157H92ZM111 158H112V157H111ZM116 158H117V157H116ZM116 158H115V159H116ZM118 158H119V157H118ZM179 158H180V157H179ZM238 158H239V156H238ZM240 158H241V155H240ZM256 158H258V156H257ZM262 158H261V159H262ZM32 159H33V158H32ZM57 159H58V158H57ZM57 159H56V160H57ZM62 159H63V157H62ZM62 159L59 158V162H61ZM65 159H66V156H65ZM105 159H106V158H105ZM108 159H109V158H108ZM113 159H114V158H113ZM119 159H120V158H119ZM135 159H136V158H135ZM138 159H139V157H138ZM138 159H137V161H138ZM155 159H156V158H154V160H155ZM167 159H168V160H171L169 157H168ZM176 159H177V157H176ZM176 159H175V162H176ZM228 159H229V158H228ZM242 159H243V158H242ZM60 160H61V161H60ZM95 160H96V159H95ZM151 160H152V159H151ZM183 160H184V158H183ZM237 160H238V159H237ZM237 160H235V161H237ZM263 160H264V159H263ZM37 161H38V160H37ZM39 161H42V160H39ZM46 161H47V160H46ZM52 161H53V160H52ZM57 161H58V160H57ZM64 161H65V160H64ZM74 161H75V160H74ZM107 161H108V160H107ZM113 161H115V160H113ZM131 161H132V160H131ZM134 161H136V160H134ZM173 161H174V159H173ZM232 161H233V160H232ZM232 161H231V162H232ZM243 161H244V160H243ZM247 161H250V159L247 160ZM253 161H254V160H253ZM34 162H35V161H34ZM67 162H69V160H68ZM85 162H86V161H85ZM95 162H96V161H95ZM110 162H111V161H110ZM115 162H116V161H115ZM115 162H114V163H115ZM120 162H121V161H120ZM151 162H152V161H151ZM158 162H159V161H158ZM160 162H161V161H160ZM167 162H168V161H167ZM225 162H226V159H225ZM259 162H261V161H259ZM42 163H44V162H42ZM45 163H46V162H45ZM69 163H70V162H69ZM73 163H74V162H73ZM87 163H88V161H87ZM92 163L94 164V162H92ZM101 163H102V162H101ZM114 163H113V164H114ZM118 163H119V162H118ZM156 163H157V162H156ZM156 163H155V164H156ZM168 163H169V162H168ZM177 163H178V164L181 163V160H180V162H177ZM177 163H176V166H178ZM223 163H224V162H223ZM234 163H235V162H234ZM251 163H252V162H251ZM253 163H254V162H253ZM253 163H252V164H253ZM23 164H24V163H23ZM38 164H39V163H38ZM48 164H49V163H48ZM54 164H55V163H54ZM81 164H82V163H81ZM81 164H80V166H81ZM103 164H104V163H103ZM108 164H109V162H108ZM111 164H112V163H111ZM113 164H112V165H113ZM159 164H160V163H159ZM239 164H240V163H239ZM239 164H236V165L233 164V167L236 166V167H235V170H234L235 172L232 173V175L230 176V178H229L228 181H226V182L224 181L223 183H221V184H224V187H225L227 190L229 189V191H230V187H232V186H235V187H236V185H239L240 188H242V189H245L248 185H252L251 183H253V184H255V185H258V183H257V184L255 183V182H256V179H257V181L260 182L261 185H262V184L264 185V177H263L264 173H263V172H261V173L259 172V173H260V178H258L259 176H258V173L255 171V169H254L253 171H251L252 169L248 171V170H246V169H242L243 166H242V165L240 166ZM26 165H27V164H26ZM39 165H40V164H39ZM49 165H50V164H49ZM57 165H58V164H57ZM57 165H56V166H57ZM70 165H71V164H70ZM77 165H78V164H77ZM89 165L91 166V164H89ZM89 165H87V166H86V165H85V166L83 165V167H82L81 169L78 170L79 173H78L77 175H78V176H84V177H86V176H88V175L90 176V173H92V172L94 171V168H91L92 166L89 167ZM100 165H101V164H100ZM135 165H136V162H135ZM180 165H181V164H180ZM215 165H216V164H215ZM238 165H239L240 167H239ZM52 166H53V164H52ZM63 166H64V165H63ZM68 166H69V165H68ZM71 166H72V165H71ZM71 166H70V168H71ZM96 166H97V165H96ZM96 166H95V167H96ZM104 166H105V164H104ZM104 166H103V167H104ZM110 166H111V165H110ZM110 166H109V167H110ZM118 166H120V165H118ZM158 166H159V165H158ZM170 166H171V165H170ZM224 166H225V165H224ZM237 166H238V167H237ZM259 166H261V165H259ZM47 167H48V166H47ZM99 167H100V166H99ZM107 167H108V165H107ZM111 167L113 168V167H115V166H111ZM120 167H121V166H120ZM123 167H124V166H123ZM127 167H128V166H127ZM174 167H175V166H174ZM215 167H216V166H215ZM250 167H251V166H250ZM250 167H249V168H250ZM252 167H253V166H252ZM27 168H28V167H27ZM34 168H35V167H34ZM53 168H55V167H53ZM67 168H68V167H67ZM105 168H106V167H105ZM105 168H104V171L106 172ZM124 168H125V167H124ZM130 168H131V167H130ZM163 168H164V166H163ZM171 168H173V167H171ZM180 168H182V167H180ZM210 168H211V167H210ZM213 168H214V167H213ZM220 168H221V167H220ZM220 168H215V171H216V174H217V175H220V174L223 175V171L220 170ZM222 168H223V167H222ZM224 168H225V167H224ZM243 168H244V167H243ZM245 168H246V167H245ZM253 168H254V167H253ZM257 168H258V167H257ZM31 169H32V168H31ZM40 169H41V168H40ZM42 169H43V168H42ZM99 169H100V168H96L95 170H99ZM106 169H107V168H106ZM109 169H110V168H109ZM109 169H108V170H109ZM125 169H126V168H125ZM155 169H156V168H155ZM160 169H161V168H160ZM169 169H170V168H169ZM175 169H176V168H175ZM207 169H208V168H207ZM207 169H206V170H207ZM260 169H261V168H260ZM263 169H264V167H263ZM8 170H9V169H8ZM8 170H7V171H8ZM12 170H13V169H12ZM71 170H72V169H71ZM101 170L103 171L102 167H101ZM101 170H100V171H101ZM111 170H113V169H111ZM122 170H123V169H122ZM148 170H149V169H148ZM157 170H158V169H157ZM164 170H165V169H164ZM167 170H168V169H167ZM176 170H177V169H176ZM223 170H224V169H223ZM231 170H233V169H231ZM245 170H246V171H245ZM35 171H36V170H35ZM38 171H39V170H38ZM41 171H42V170H41ZM43 171H44V169H43ZM45 171H46V170H45ZM52 171H53V170H52ZM102 171H101L100 173H102ZM123 171L126 172V170H123ZM133 171H134V170H133ZM160 171H161V170H160ZM174 171H175V170H174ZM179 171H181V170H178L177 172L175 171L176 173L174 172V173H175V178H176V179L179 178V174H180ZM226 171H228V170H226ZM254 171H255V172H254ZM260 171H261V170H260ZM5 172H6V171H5ZM12 172H13V171H12ZM47 172H48V171H47ZM109 172H111V171L109 170ZM115 172H117V171H115ZM131 172H132V171H131ZM136 172H137V171H136ZM228 172H229V171H228ZM252 172H254V174L257 173V174H256V175H257V176H256V179L254 178L255 176H254V174H253ZM29 173H30V172H29ZM35 173H37V171H36ZM41 173H42V172H41ZM205 173H206V172H205ZM226 173H227V172H226ZM226 173H225V170H224V174H225V176H226ZM1 174H2V173H1ZM5 174H7V172H6ZM8 174H10V173L8 172ZM37 174H38V173H37ZM46 174H47V173H46ZM46 174H45V175H46ZM114 174H115V173H114ZM114 174H113V175H114ZM125 174H126V173H125ZM139 174H140V173H139ZM158 174H160V173H158ZM261 174H262V175H261ZM29 175H30V174H29ZM35 175H36V174H35ZM41 175H43V174H41ZM92 175H93V174H92ZM97 175H98V173L96 174V176H97ZM119 175H120V174H119ZM133 175H134V174H133ZM142 175H143V174H142ZM182 175H183V174H182ZM0 176H1V175H0ZM7 176H8V175H7ZM10 176H12V175H10ZM48 176H49V174H48ZM54 176H55V173H54ZM74 176H76V175H74ZM74 176H73V177H74ZM99 176H100V175H99ZM103 176H104V175H103ZM103 176H102V177H103ZM135 176H136V175H135ZM143 176H144V175H143ZM143 176H142V177H143ZM223 176H224V175H223ZM227 176H229V175H227ZM3 177H4V176H3ZM5 177H6V175H5ZM27 177H28V176H27ZM36 177H37V176H36ZM36 177H35V178H36ZM94 177H95V175H94ZM120 177H122V175H121ZM123 177H124V176H123ZM138 177H139V175H138ZM142 177H141V178H142ZM6 178H7V177H6ZM39 178H40V177H39ZM47 178H48V177H47ZM65 178H66V177H65ZM92 178H93V176L91 177V179H92ZM183 178H184V177H183ZM247 178H250V179H251V180H250V184H248V185H247V183H248L247 181H249V179H247ZM2 179H3V178H2ZM9 179H10V178H9ZM9 179H8V181H9ZM128 179H129V178H128ZM6 180H7V179H6ZM30 180H31V178H30ZM43 180H44V179H43ZM85 180H86V179H85ZM123 180H124V179H123ZM179 180H180V178H179ZM182 180H183V179H181L180 182H182ZM18 181H19V180H18ZM18 181H17V182H18ZM25 181H27V180H25ZM28 181H29V180H28ZM28 181H27V182H28ZM35 181H36V180H35ZM39 181H40V180H39ZM39 181H38V182H39ZM86 181H87V180H86ZM96 181H97V180H96ZM159 181H160V180H159ZM175 181H176V180H175ZM12 182H13V181H12ZM21 182H22V180H21ZM21 182H20V183H21ZM30 182H31V181H30ZM30 182H29V183H30ZM33 182H34V181H33ZM154 182H155V180H154ZM25 183H26V182H25ZM94 183H95V182H94ZM33 184H34V183H33ZM87 184H88V183H87ZM123 184H124V183H123ZM141 184H142V183H141ZM141 184H140V185H141ZM16 185H17V184H16ZM21 185H23V184H21ZM35 185H36V184H35ZM38 185H39V183H38ZM263 185H262V186H263ZM13 186H14V185H13ZM17 186H18V185H17ZM27 186H29V185H27ZM27 186H26V187H27ZM41 186H42V185H41ZM239 186H238V187H239ZM252 186H253V185H252ZM262 186H261V187H262ZM250 187H251V186H250ZM18 188H19V187H18ZM32 188H33V187H32ZM42 188H43V187H42ZM177 188H178V187H177ZM263 188H264V187H263ZM22 189H24V188H22ZM43 189H44V188H43ZM226 189H225V190H226ZM246 189H248V187H247ZM251 189H252V188H251ZM251 189H250V190H251ZM18 190H19V189H18ZM49 190H50V189H49ZM176 190H177V189H176ZM231 190H233V188H232ZM248 190H249V189H248ZM8 191H9V189H8ZM229 191H228V192H229ZM233 191H234V190H233ZM244 191H245V190H244ZM244 191H243V192H244ZM5 192H7V190H6ZM10 192H11V190H10ZM25 192H26V191H25ZM25 192H24V193H25ZM173 192H174L175 194H172V193H171V194H167V195H166V199H164L165 196H164V197H161L160 195H158V196H160V197H159V198H158V197L155 198V199H157V206H156V207L159 206L158 204H162V205H163L164 203H166L165 205H163V208H162V209H166V210H167V209L173 208L175 205H177V203L180 201V200H178V198H177V197L179 196V195H178V194H179V193H178L179 191H178L177 193H176L175 191H173ZM181 192H182V191H181ZM181 192H180V193H181ZM225 192L227 193V191H225ZM230 192H231V191H230ZM235 192H236V191H235ZM237 192H238V191H237ZM241 192H242V191H241ZM246 192H247V191H246ZM14 193H15V192H14ZM182 193H183V192H182ZM182 193H181V194H182ZM197 193H199V191H198ZM4 194H5V193H4ZM9 194H10V193H9ZM12 194H13V193H12ZM33 194L37 195V198H40V202L43 203V205H44V206H42V207H44L46 210H50V211H52V212L55 211V207H56V206H55L54 204H51V203L49 204L48 201H47L48 204H47V203H46V204L44 203V200H43V192H42V189L40 188V186H39L38 188H36V186L34 187V189H33ZM114 194H115V193H114ZM160 194H162V196L164 195L163 193H160ZM181 194H180V196H181ZM228 194H229V195H228ZM228 194H227V195H228V197H229V196H230V193H228ZM231 194H235V193H234V192H233V193L231 192ZM236 194H237V193H236ZM236 194H235V195H236ZM35 195H34V196H35ZM9 196H10V195H9ZM16 196H17V195H16ZM34 196H33V197H34ZM236 196H237V195H236ZM236 196H235V197H236ZM238 196H239V195H238ZM242 196H243V195H242ZM242 196H241V197H242ZM244 196H245V195H244ZM256 196L259 197L258 194H257ZM118 197H119V196L116 195V196L114 197V202L109 204L110 206H113V207L118 208V209L120 210V211L118 212L119 214L116 215L117 217L121 216V215H122L121 210H123V208L125 209V208H127V207H129V208L132 207V208H130L128 211H132L133 208H137V209H136L137 212L135 213L136 215H137V214L139 215V214L142 212V211L140 212V208H139V205H138V204H140V203L137 204V205H138V207H137V205H136V206H135V205H130L129 202H131V201H128L127 199H126V200H125V199L123 200V199H121L122 197H121V198H118ZM153 197H154V196H153ZM153 197H152V198H153ZM155 197H156V196H155ZM183 197H184V196H183ZM223 197H224V196H223ZM248 197H249V196H248ZM248 197H247V198H248ZM4 198H5V197H4ZM8 198H10V197H8ZM15 198H17V197H15ZM24 198H25V197H24ZM44 198H45V197H44ZM46 198H47V197H46ZM136 198H137V197H136ZM190 198H191V197H190ZM255 198H256V197H255ZM255 198H254V199H255ZM5 199H7V198H5ZM11 199H12V198H11ZM19 199L22 200V198H19ZM31 199H32V198H31ZM129 199H130V198H129ZM163 199H164V201L166 200V202L163 203V202H162ZM192 199H193V198H192ZM241 199H242V198H241ZM251 199H252V198H251ZM256 199H257V198H256ZM259 199H261V198H259ZM8 200H9V199H8ZM17 200H18V199H17ZM23 200H24V199H23ZM32 200H33V199H32ZM35 200H36V199H35ZM137 200H139V199L137 198ZM137 200H135L134 202H136ZM193 200H194V199H193ZM11 201H12V200H11ZM26 201H27V200H26ZM51 201H52V199H51ZM139 201H140V200H139ZM139 201H137V202H139ZM188 201H189V199H188ZM188 201H187V202H188ZM257 201H258V200H257ZM12 202H13V201H12ZM12 202H11V203H12ZM27 202H28V201H27ZM54 202H55V201H54ZM61 202H62V201H61ZM132 202H133V201H132ZM154 202H155V201H154ZM180 202H181V201H180ZM207 202H208V201H207ZM11 203H9V204H11ZM13 203H14V202H13ZM52 203H53V202H52ZM189 203H190V202H189ZM192 203H193V201H192ZM55 204H57V203H55ZM134 204H135V203H134ZM13 205H16L15 207H17V210L19 209V211H21V210H20V207H19L20 205L17 203V201H16V204H13ZM36 205H37V204H36ZM36 205H35V206H36ZM153 205H154V204H153ZM162 205H161V206H162ZM57 206H58V205H57ZM125 206H127V207H125ZM133 206H134V207H133ZM140 206H141V205H140ZM161 206H160V207H161ZM184 206H185V205H184ZM203 206H204V205H203ZM203 206H202V207H203ZM13 207H14V206H13ZM23 207H24V206H23ZM27 207H28V206H27ZM141 207H143V206H141ZM153 207H154V206H153ZM153 207H152V208H153ZM176 207H177V206H176ZM202 207H201L200 209H202ZM29 208H30V207H29ZM29 208H27V209H29ZM44 208H43V209H44ZM138 208H139V210H138ZM148 208H150V206H149ZM148 208H147V209H148ZM181 208H182V207H181ZM186 208H188V207H186ZM9 209H10V208H9ZM36 209H37V208H36ZM45 209H44V210H45ZM154 209H155V208H154ZM159 209H161V208H159ZM176 209H177V208H176ZM6 210H7V208H6ZM148 210H149V209H148ZM170 210H171V209H170ZM13 211L15 212V210H13ZM133 211H134V210H133ZM163 211H164V210H163ZM8 212H9V211H8ZM40 212H42V211H40ZM52 212H51V213H52ZM138 212H139V213H138ZM167 212H168V211H167ZM185 212H186V211H185ZM10 213H11V212H10ZM22 213H23V212H22ZM37 213L39 214V212H37ZM45 213H46V212H45ZM55 213H56V212H55ZM123 213H125V212H123ZM153 213H155V212L153 211ZM161 213H162V212H161ZM163 213H165V212H163ZM179 213H180V212H179ZM183 213H184V212H182L181 214H183ZM186 213H188V212H186ZM194 213H195V212H194ZM12 214H14V213H12ZM34 214H35V213H34ZM52 214H53V213H52ZM141 214H143V212H142ZM141 214H140V215H141ZM181 214L178 215V216H176L175 219L180 218V217L182 216ZM192 214H193V213H192ZM258 214H259V212H258ZM8 215H9V214H8ZM55 215H56V214H55ZM9 216H10V215H9ZM34 216H35V215H34ZM37 216H38V215H37ZM42 216H43V215H42ZM45 216H47V214H46ZM49 216H50V215H49ZM158 216H159V215H158ZM7 217H8V216H7ZM47 217H48V216H47ZM51 217H52V218L49 219V221L47 222V225H48L49 227L51 226L52 228H54L53 231H55V232H58V231L60 232V231H62V233H63V232L65 231L64 233H66V234H67L68 230H69V231H72V233L76 232L77 230H78V232H79V230L82 231L81 229H82L85 225H86V226L89 225V226H91V227H93V228L96 226V227L99 228V229H101V227H102V226L99 227V225H98L97 223H95L96 221H94V222H93V221H88V220H85L84 217H82V218H80V219L78 218V223H75V222L72 223V222H71L70 224L67 223V225H64L65 223H64V224L62 223V221H63L62 218H61L62 216H59V215L57 214L55 217H53V216H51ZM117 217H116V218H117ZM137 217L140 218L141 216H137ZM11 218H12V216H11ZM148 218H150V217L148 216ZM173 219H174V218H172V220H173ZM4 220H5V219H4ZM46 220H47V218H46ZM61 220H62V221H61ZM170 221H171V220H170ZM63 222H64V221H63ZM76 222H77V221H76ZM207 222L210 223L209 220H208ZM6 223H7V222H6ZM45 224H46V223H45ZM1 225H2V224H1ZM3 225H4V224H3ZM7 225H8V224H7ZM10 225H11V224H10ZM5 227H6V226H5ZM46 227H47V226H46ZM51 227H50V228H51ZM91 227H90V228H91ZM9 228H10V227H9ZM120 228H121V227H120ZM43 229H44V228H43ZM64 229H66V230L68 229V230L66 231V230H64ZM5 230H6V229H5ZM49 230H50V229H49ZM3 231H4V229H3ZM43 231H45V230H43ZM51 231H52V230H51ZM53 231H52V232H53ZM46 232H47V231H46ZM10 233H11V232H10ZM6 234H7V233H6ZM2 235H3V234H2ZM9 235H10V234H9ZM12 235H13V233H12ZM42 235H43V238H44V237H45V236H44V232H43ZM45 235H46V234H45ZM4 236H5V235H4ZM76 236H77V235H76ZM2 237H3V236H2ZM15 237H16V236H15ZM58 237H59V236H58ZM4 239H5V237H4ZM39 239H40V238H39ZM81 240H82V239H81ZM81 240H80V241H81ZM68 241H69V240H68ZM3 242H4V241H3ZM13 242H14V240H13ZM4 243H5V242H4ZM45 243H46V242H45ZM47 243H48V242H47ZM17 244H18V243H17ZM12 245H13V244H12ZM15 254H16V253H15ZM13 258H14V257H13Z\"/></svg>", "mask_w": 264, "mask_h": 264}]
</instances>
